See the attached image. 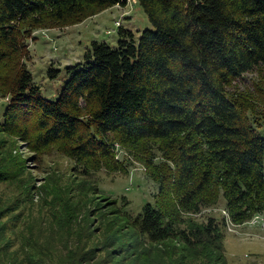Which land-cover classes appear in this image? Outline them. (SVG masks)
Segmentation results:
<instances>
[{
	"label": "trees",
	"instance_id": "16d2710c",
	"mask_svg": "<svg viewBox=\"0 0 264 264\" xmlns=\"http://www.w3.org/2000/svg\"><path fill=\"white\" fill-rule=\"evenodd\" d=\"M138 2L153 30L120 27L117 48L94 41L76 65L52 64L46 97L24 62L33 33L128 0H0V133L66 156L76 177L128 174L134 162L158 184L141 213L113 202L108 215L98 185L66 189L50 175L22 228L12 226L17 205L0 200V264H229L227 219L264 213V122L248 104L260 97L234 90L250 72L264 77V0ZM23 166H0V186ZM18 189L30 202L42 190ZM223 200L229 218L198 221Z\"/></svg>",
	"mask_w": 264,
	"mask_h": 264
},
{
	"label": "rangeland",
	"instance_id": "374dc122",
	"mask_svg": "<svg viewBox=\"0 0 264 264\" xmlns=\"http://www.w3.org/2000/svg\"><path fill=\"white\" fill-rule=\"evenodd\" d=\"M120 27L132 31L136 37H139L146 29L153 30L138 0H128L127 5L105 10L81 24L64 29L35 31L27 43L28 54L24 62L33 74L35 82L42 87L44 95L51 97L54 94L56 82L48 77L51 65L54 64L55 68L59 69L76 65L84 59L94 41L105 42L113 49L117 48ZM234 90L238 94H250V96L257 94L260 97V99H249L248 104L253 105L250 107L253 113H249V118L255 117L258 122H264V77L254 71L250 72L236 83ZM6 101L0 100V121L3 119L4 112L2 103ZM260 132L264 136V123ZM120 149L118 147V150ZM118 153L120 159L128 158L123 151ZM17 159L18 162L24 163L21 178L16 183L13 181L0 186V200L3 204L10 202V204L14 203V206L17 205L12 215L18 221H14L12 226L17 224L19 228H22L26 220L39 212L40 204L45 198L43 184L50 175L58 176L60 187L67 186L66 189L83 183L87 188L98 185L102 193L100 198H103L101 205L108 215L115 212L116 206L114 208L111 206L113 202H117L118 207L125 205L133 215L139 214L146 204L155 202V195L158 192V184L150 180L145 167L141 164L130 162L128 174H109L101 170L94 177L83 178L81 175L76 177L74 164L66 156L57 151H49L44 155L36 154L30 151L27 143L0 133L1 168ZM15 168L18 170L19 163ZM27 183H31L32 187L42 188L36 191L40 197H35L33 202L25 201L26 194H19L18 186L23 188V185ZM17 197L21 200H17ZM218 207L205 210L198 217V221L203 222L209 217L220 219L223 216L226 217L228 213L224 208V200ZM257 217L259 220L256 219ZM227 227L223 244L228 263L264 264V213L243 225L228 224Z\"/></svg>",
	"mask_w": 264,
	"mask_h": 264
},
{
	"label": "built area",
	"instance_id": "2783aa9c",
	"mask_svg": "<svg viewBox=\"0 0 264 264\" xmlns=\"http://www.w3.org/2000/svg\"><path fill=\"white\" fill-rule=\"evenodd\" d=\"M227 217H228V215H227ZM257 220H259V218L257 217L256 218ZM228 223H229V225H231V223H230V220L228 219ZM231 228V227H230Z\"/></svg>",
	"mask_w": 264,
	"mask_h": 264
},
{
	"label": "clouds",
	"instance_id": "9594fccd",
	"mask_svg": "<svg viewBox=\"0 0 264 264\" xmlns=\"http://www.w3.org/2000/svg\"><path fill=\"white\" fill-rule=\"evenodd\" d=\"M228 215V214H227ZM259 216V215H258ZM227 217V216H226ZM227 218H229V216L227 217ZM230 223H231V225H234L231 221H230ZM227 224H229L228 223V219H227Z\"/></svg>",
	"mask_w": 264,
	"mask_h": 264
}]
</instances>
